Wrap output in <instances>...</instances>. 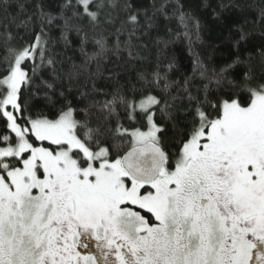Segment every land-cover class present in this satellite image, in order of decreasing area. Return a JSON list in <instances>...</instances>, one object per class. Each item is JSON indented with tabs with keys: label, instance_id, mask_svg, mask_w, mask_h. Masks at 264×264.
Returning a JSON list of instances; mask_svg holds the SVG:
<instances>
[{
	"label": "snow or ice",
	"instance_id": "1",
	"mask_svg": "<svg viewBox=\"0 0 264 264\" xmlns=\"http://www.w3.org/2000/svg\"><path fill=\"white\" fill-rule=\"evenodd\" d=\"M197 7L222 67L187 0H0V264H264V0Z\"/></svg>",
	"mask_w": 264,
	"mask_h": 264
},
{
	"label": "trees",
	"instance_id": "2",
	"mask_svg": "<svg viewBox=\"0 0 264 264\" xmlns=\"http://www.w3.org/2000/svg\"><path fill=\"white\" fill-rule=\"evenodd\" d=\"M149 0H144L145 6H147ZM205 0H187V3L192 7L196 15L201 20V40L200 42L194 45V49L198 52L204 62L209 67H222L225 63L231 62V59L234 58L233 54L235 49L232 47V41L228 38L230 33L227 28L221 27V21H224L227 18L228 21L234 23H239L243 19V14L236 10L230 9L225 10L220 20H216L212 15V9H204L203 7H197L202 5ZM207 2L212 4V7L215 8L219 3H229L230 0H207ZM249 3H252L253 0H248ZM249 17L254 14V9H245L244 10ZM231 27V24L229 25ZM161 34L163 32L161 31ZM156 33H153L154 37ZM146 43H149L151 47V40H146ZM92 50L91 44L89 45V51ZM73 53H69L72 55ZM77 57L79 53L75 54ZM175 58L178 72L173 73V78H179L182 75L191 74L193 69V57L188 51V46L186 41H176L171 44L165 53L161 56V63H167L168 59ZM167 58V59H166ZM156 63V48L151 47L150 56L148 64L153 66ZM242 66H238L235 71H240ZM246 98V97H245Z\"/></svg>",
	"mask_w": 264,
	"mask_h": 264
}]
</instances>
